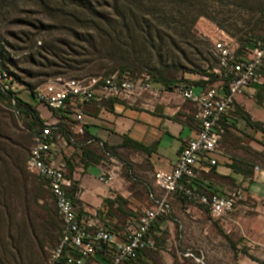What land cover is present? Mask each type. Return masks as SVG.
<instances>
[{"label": "rangeland", "instance_id": "obj_1", "mask_svg": "<svg viewBox=\"0 0 264 264\" xmlns=\"http://www.w3.org/2000/svg\"><path fill=\"white\" fill-rule=\"evenodd\" d=\"M263 35L264 0H0V66L34 104L30 90L57 75L126 67L180 81L188 71L218 69L215 42L231 43L240 56ZM40 126L0 100V264H46L57 243L61 219L52 194L25 165ZM230 214L232 224L217 230L230 231L224 241H235L237 251L205 245L183 264H202L198 257L204 264H260L248 255L264 261V200L246 197Z\"/></svg>", "mask_w": 264, "mask_h": 264}, {"label": "crops", "instance_id": "obj_2", "mask_svg": "<svg viewBox=\"0 0 264 264\" xmlns=\"http://www.w3.org/2000/svg\"><path fill=\"white\" fill-rule=\"evenodd\" d=\"M252 47L247 46L248 51L240 56H251ZM184 80L193 81L200 91L219 79L210 83L208 76L192 74L184 76ZM153 86L154 91L126 100L87 102L80 119L23 98L42 121H57L60 135H72L77 140L67 145L57 142L55 151L57 160L65 164L66 177L72 184L70 197L79 217L93 218L118 233L127 221L136 222L145 209L151 208L149 192L161 194L155 172L172 169L184 143L195 137L199 128L196 106L185 100L176 87L166 88L156 82ZM227 120L229 128L214 155L216 164L202 162L194 185L206 194H226L239 186L246 197L264 200V83L247 86L236 95ZM90 139L95 141L89 142ZM100 144L123 162L110 184L99 180L105 158ZM171 205V215L158 218L152 228L157 249L143 251L131 264H183L188 256H193L191 251H202L205 245L208 250L229 247L237 251L235 241H224L227 236L230 238V231L217 230L232 224L231 214L218 219L217 225L204 207L183 196L172 197ZM65 254L78 256L74 249H67ZM110 262L109 251L103 245H97L95 253L85 260V264Z\"/></svg>", "mask_w": 264, "mask_h": 264}, {"label": "built area", "instance_id": "obj_3", "mask_svg": "<svg viewBox=\"0 0 264 264\" xmlns=\"http://www.w3.org/2000/svg\"><path fill=\"white\" fill-rule=\"evenodd\" d=\"M214 49L218 56V69L215 72L219 75L214 85L200 91L196 90L192 81H183L176 86L181 96L197 108L199 128L196 136L186 140L172 169L155 172V183L161 194L150 191L151 208L145 209L136 222L127 221L121 233L106 228L93 218L79 217L69 194L72 184L66 177L65 164L57 160L55 151L57 142L67 145L69 142L75 144L77 140L72 135L68 138L60 135L57 121H43L39 132L33 136L27 168L46 181L61 219L57 243L50 250L46 264H85L86 258L95 253L97 245L107 247L110 264H131L138 260L143 251L157 249L152 228L158 218L171 215L172 197L183 196L204 207L215 219L233 212L246 199L244 189L239 186L226 194H206L194 182L202 162L216 164L214 155L219 151L221 140L229 128L227 115L234 106L236 95L247 86L264 83V35L254 40L251 56L246 58L237 55L232 44L225 40L215 42ZM17 82L11 71L0 66L2 89L17 92L14 87ZM154 90L150 75L116 71L109 75L55 76L30 90V94L50 110L69 112L75 119H80L87 102H100L107 98L126 100ZM9 107L16 115L20 114L16 98L12 99ZM100 146L105 158L99 180L110 184L117 178L123 162L103 144ZM255 170L258 171L259 167L256 166ZM67 249L76 250L78 256L66 255ZM197 261L204 264L202 257H198Z\"/></svg>", "mask_w": 264, "mask_h": 264}, {"label": "trees", "instance_id": "obj_4", "mask_svg": "<svg viewBox=\"0 0 264 264\" xmlns=\"http://www.w3.org/2000/svg\"><path fill=\"white\" fill-rule=\"evenodd\" d=\"M262 37V36H260ZM256 38H259L256 37ZM255 38V39H256ZM253 39L251 42L249 41L248 42V45L247 46H253V43H254V40ZM92 49L94 50V52H97L98 50V47L93 45L92 46ZM105 57V56H103ZM103 57H100L99 55H97V57H95L96 60H100V61H103L104 58ZM101 63V62H100ZM102 68H105L106 66L103 65L101 66ZM108 68V67H107ZM114 69H110L105 75H109V74H112L116 71H113ZM128 69L126 67H120V70H118V72L120 73H128V74H131V75H135V74H132L131 72H127ZM189 73H193V74H199L201 76H208L209 77V82L210 83H213V82H216L218 79H219V75L214 71V70H201V69H198L196 71H188ZM12 73V72H11ZM14 75V77L16 78L17 80V76L12 73ZM59 76V75H57ZM55 77V76H54ZM151 80L153 82H156V83H160L162 86L166 87V88H174L176 87L179 83L183 82V81H189V80H180V81H177L175 79H170L168 77L165 76L164 72L162 70H159V72L157 74H152V77H151ZM193 82V81H192ZM29 86V85H28ZM33 89V88H32ZM31 89V90H32ZM13 98H16L17 99V104H18V107L20 109V114L21 115H27L28 117L32 118L34 121L36 122H39L41 123V126L39 127L38 131L41 129L42 125H43V121L40 117V115L36 112V110L34 109V107L26 102L22 97H20V92H15V91H11V90H4L2 89L1 85H0V100L6 102L8 105L11 104V101ZM36 132V133H37ZM30 154V153H29ZM28 157L29 155L26 157L25 159V165L27 166V160H28ZM39 177V176H38ZM40 178V177H39ZM42 179V178H41ZM73 187V186H72ZM75 190V189H74ZM70 194V193H69ZM73 198V197H72ZM60 230H61V225L60 227L58 228V231H57V238L59 236V233H60ZM233 248H234V245H233ZM252 260L260 263V264H264V261L260 260V259H257L251 255H248Z\"/></svg>", "mask_w": 264, "mask_h": 264}]
</instances>
